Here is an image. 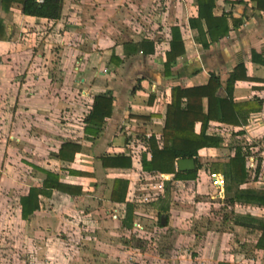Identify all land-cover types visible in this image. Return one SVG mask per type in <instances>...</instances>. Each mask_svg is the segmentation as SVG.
I'll list each match as a JSON object with an SVG mask.
<instances>
[{
  "label": "crops",
  "instance_id": "0c3cea01",
  "mask_svg": "<svg viewBox=\"0 0 264 264\" xmlns=\"http://www.w3.org/2000/svg\"><path fill=\"white\" fill-rule=\"evenodd\" d=\"M125 14L133 18L129 30L121 26ZM197 14L196 0H63L60 17L49 20L24 14L19 1L5 7L0 0V149L5 154L0 165L6 166L0 175L6 183L0 191V264H38L40 258L49 264L58 259L64 264H106L104 251H111L110 259L116 263L122 227L128 234L149 235L148 241L156 246L153 262L264 264V205L230 203L232 191L226 195L223 190L218 196L208 176L209 162L226 161L235 146L264 144V64L260 63L264 59V12L252 0H214L212 15L225 16L230 30L206 48L196 41V30L189 24ZM139 15L149 21L147 27L138 24ZM233 19L237 20L235 26ZM172 27L179 30L184 53L166 72L165 53ZM141 40L153 43L152 53L124 54V42ZM112 54L117 63L110 60ZM239 63L249 79L234 82L233 101H254L259 109L250 112L241 125L210 122L205 133L215 132L222 142L200 153L201 166L195 178H171L164 182L161 195L142 203L138 196L146 190L138 177L145 176L140 159L146 152L141 149L148 145L151 134L156 138L161 134L171 87L204 84L210 72L224 84ZM73 85L82 89L77 97L88 101L78 109L81 122L76 129L55 122L61 106L70 104ZM97 94L112 98V113L100 133L87 139L83 118ZM203 105L205 110V99ZM71 113L65 110V116L73 117ZM199 128L200 123H195L194 130ZM9 139L18 146L11 172ZM65 141L80 145L71 161L57 157ZM116 156L128 158L130 166L103 165L102 158ZM42 170L57 173L60 182L80 187L81 192L76 195L53 189L49 195L39 194L38 209L23 218L20 198L30 187L41 185ZM115 178L127 180L124 202L111 200ZM176 184L178 193L169 189ZM208 188L212 209L223 205L220 212L211 211L208 224H204L198 209L190 212L186 207V199L194 200L196 193ZM239 188L264 190V185L249 176ZM126 203L132 207L129 227L123 224ZM161 213L166 214V220L159 225ZM197 217L201 222H196ZM190 222L198 226L191 227ZM169 230L173 232L170 254L161 255L158 241ZM62 243L69 247L57 253L55 247ZM78 243L96 244L97 249L74 257L72 246Z\"/></svg>",
  "mask_w": 264,
  "mask_h": 264
},
{
  "label": "trees",
  "instance_id": "16d2710c",
  "mask_svg": "<svg viewBox=\"0 0 264 264\" xmlns=\"http://www.w3.org/2000/svg\"><path fill=\"white\" fill-rule=\"evenodd\" d=\"M13 1L22 4V12L26 15L44 17L49 20H56L60 17L63 0H2L6 7ZM256 8L264 12V0H252ZM198 14L195 19H190L189 24L196 30V41L206 48L210 42L217 41L225 36L230 30L225 16L215 17L212 15L214 0H196ZM205 27V30L202 27ZM237 20H232L235 26ZM3 26L0 21V35ZM139 50L142 53H152L153 43L148 40H141L138 43L124 42V54L135 53ZM184 53L183 43L178 28L172 27L170 32L169 49L166 51L164 66L166 72L170 63ZM255 59V53L252 52ZM110 60L117 63L112 54ZM264 64V59L260 60ZM247 80L246 69L243 63L237 64L229 73L224 84L220 77L210 72L206 83L190 87L174 85L171 87L170 101L166 105L165 117L161 134L156 138L153 134L148 137L150 158L146 154L141 156V170L148 174L165 173L172 174L175 180L194 179L201 163L199 155L205 149L219 147L222 138L216 135L205 133L207 125L212 122L221 124L241 125L246 123L248 115L259 109L256 102L237 103L233 101L232 89L236 80ZM91 109L83 118V133L87 139L97 136L107 117L112 113V98L103 94L93 96ZM206 100L205 110L203 100ZM200 123V128L194 130L195 123ZM80 151V145L73 141H65L58 148L57 157L60 160L71 161L76 152ZM193 158L195 169L190 171H178L175 169V162L178 159ZM105 167L128 168L130 160L123 156L102 158ZM210 172H220L224 175V192L230 203L241 201L243 203H258L264 205V190L240 189L239 185L247 181L250 174L246 167V159L240 146H235L234 154L226 161H215L211 164ZM44 179L40 186H32L26 195L20 198L21 216L26 218L30 213L38 209V195H49L55 189L68 194H80V187H75L59 181V176L49 170H42ZM73 172V171H72ZM86 175L84 172H77ZM127 180L115 178L113 180L111 200L124 202ZM127 210L123 224L126 227L131 225L132 207L126 203ZM158 224L162 225L160 218ZM264 236V226L262 231Z\"/></svg>",
  "mask_w": 264,
  "mask_h": 264
},
{
  "label": "rangeland",
  "instance_id": "374dc122",
  "mask_svg": "<svg viewBox=\"0 0 264 264\" xmlns=\"http://www.w3.org/2000/svg\"><path fill=\"white\" fill-rule=\"evenodd\" d=\"M142 12V13H141ZM140 14H143V10L140 11ZM124 22H121V26L124 29H128L129 30V26H130V21L133 20V18H130L127 14L124 15ZM139 19L140 20H136L138 21V24L141 27H147V21L145 17H141L139 15ZM57 49V47H56ZM57 74L58 76L60 75V71L57 70ZM82 91L81 87L79 85H73V93L69 94V96L71 97V100L69 101L70 104L67 107H64L63 105L61 106V110L60 112L56 113V123L59 124H64L65 126H67V128H72V129H76V126L78 125V123L81 122V116L78 114L80 111H78V109L80 110L81 108H84L87 104L88 101H86V99H82L77 97V95H80V92ZM79 93V94H78ZM65 110L66 113L67 111L71 110L72 113L70 115H72L73 117H68L65 116ZM82 110V109H81ZM67 115V114H66ZM65 118V119H64ZM23 134V133H22ZM65 134V133H62ZM62 134L60 133V135L62 136ZM66 135H70L69 133H67ZM72 135V134H71ZM6 138L7 134H6ZM10 142H12L11 144V148L9 149V166H10V172L14 170V161L16 160V155H17V144L16 142H13L12 139H9ZM45 148V147H43ZM3 150V149H2ZM0 149V160L1 156H4V151H2ZM22 151V149H21ZM222 153L224 156L225 152L224 150H222ZM215 162V161H211L209 162L208 165V169L211 168V164ZM1 164V163H0ZM29 170V169H28ZM6 171V166L2 167L0 165V175H2V173H4ZM26 176L30 175L28 174V172H25ZM32 174V173H31ZM138 179H140L141 181H143L142 177H138ZM25 181H22V184H24ZM16 182L14 183V189L16 187ZM3 186H6V183H4L1 179H0V191L3 188ZM11 187V185H9V188ZM180 186L176 185H170L169 189L172 191H175L176 193H178V189ZM182 188V187H181ZM211 189L212 191H214L215 189L213 188V186L211 185ZM169 190V191H170ZM170 191V192H171ZM210 189H206V191H201L198 194L196 193V197L194 198V200L192 198H188L186 199V204H188V206H186L187 208H190V212L193 210L198 209V211L200 212L201 215H199V217L201 216V218L203 219L202 223H207V218H209V214L212 211V214H214L213 212H215L214 210H217L218 212L221 211L222 205L223 204H216L215 205V209L213 208V205L209 204L208 202L209 200V196H210ZM216 191V190H215ZM225 200V199H224ZM195 202H199L196 203ZM145 203V202H142ZM196 206V207H195ZM223 210V209H222ZM194 218L196 219V222L199 223L201 222L200 218ZM211 217V216H210ZM213 217V216H212ZM193 218V217H192ZM192 226L197 227L198 225H195L196 223L190 222ZM208 224V223H207ZM147 225V223H146ZM147 227V226H146ZM145 229V227H144ZM93 233L96 235L97 231L95 229V231H93ZM125 233V234H124ZM146 235H143L142 233L140 234V236L134 235L132 233L128 234L126 233V230L123 229V227L120 229V245L118 246L120 248V252H119V258L117 260V264H164L161 260L156 259L157 261H154L155 259H153L152 257V253H153V248L156 249V246L153 247L150 242L148 241V236L147 233H145ZM172 235L173 232L169 230V233L167 232L166 234L162 235L160 238L161 240L158 241V250L161 252L160 254L162 255H168L170 254V246H171V242H172ZM148 241V242H147ZM82 245V246H81ZM68 245H65L64 243L62 244H57L56 245V249H57V253H63L64 251H66L68 249ZM97 249V245L96 244H91V245H83V243H78V244H73L72 246V254H74V257H80L79 256V252H82L84 254H91L93 253V251H95ZM70 250V249H69ZM81 250V251H79ZM105 253V257L104 259L106 260V264H116L115 262H112L110 258H112L111 256H109L111 254V251H104ZM93 256H96V254H94ZM83 258H87L86 255H84ZM109 259V260H108ZM47 259L44 258H40V262L38 264H49L47 263L48 261H46ZM176 260V259H174ZM109 261V262H107ZM64 260L63 259H58V260H54V262H50V264H64ZM171 264V263H170ZM172 264H176L175 262H172ZM192 264H196V262H193Z\"/></svg>",
  "mask_w": 264,
  "mask_h": 264
},
{
  "label": "built area",
  "instance_id": "2783aa9c",
  "mask_svg": "<svg viewBox=\"0 0 264 264\" xmlns=\"http://www.w3.org/2000/svg\"><path fill=\"white\" fill-rule=\"evenodd\" d=\"M210 135H216V133L212 132L210 133ZM239 146L241 151L245 155L246 167L249 171L250 177L256 178L257 181H260L264 185V144L252 142L248 144H240ZM141 151L146 152V155H149L148 145L144 146L141 149ZM141 151H138V154H140ZM208 176L211 185L216 190L218 196H221L223 194L224 184H225L224 175L220 172L209 171ZM171 178H173L172 174L145 173V176H143L142 179L144 183L143 185L145 186L144 189L146 191L138 196L139 200L141 202H148L150 199L161 195L164 190V182L170 180ZM135 226L142 228V226L139 223H135Z\"/></svg>",
  "mask_w": 264,
  "mask_h": 264
},
{
  "label": "water",
  "instance_id": "95a60500",
  "mask_svg": "<svg viewBox=\"0 0 264 264\" xmlns=\"http://www.w3.org/2000/svg\"><path fill=\"white\" fill-rule=\"evenodd\" d=\"M175 166L178 171H190V170L195 169V162L193 158L178 159L176 160ZM165 220H166V214L161 213L160 214L161 224H164Z\"/></svg>",
  "mask_w": 264,
  "mask_h": 264
}]
</instances>
